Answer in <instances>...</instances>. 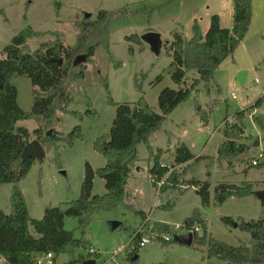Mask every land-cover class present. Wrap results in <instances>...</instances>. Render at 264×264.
I'll return each mask as SVG.
<instances>
[{
	"label": "rangeland",
	"instance_id": "obj_1",
	"mask_svg": "<svg viewBox=\"0 0 264 264\" xmlns=\"http://www.w3.org/2000/svg\"><path fill=\"white\" fill-rule=\"evenodd\" d=\"M231 6V0H0V59L5 58L3 48L25 29L36 34L26 41L31 52L58 39L67 46V37L76 41L80 22L93 21L102 10L115 13L108 24L107 48L101 44L95 48L91 62L85 65L82 81L66 84L71 101L65 110L56 111L58 121L52 128L64 140L47 142L43 147V160H35L28 174L17 184L30 218L39 220L46 207L60 206L64 209L66 203L76 200L85 163L95 172L105 165L106 159L97 151L96 142L108 135L115 116V104L133 106L143 98L154 112L159 113V92L167 87L178 88L168 75L162 81L154 82L171 61L164 49L166 41L162 40V49L156 56L148 46L124 38L131 35L140 38L148 29L162 28L166 33L174 24L162 20L173 13L181 14L180 22L184 27L181 35L185 39L192 37L190 29L194 23L200 25L204 34L212 15H218L220 26L229 29ZM87 14L90 16L85 19ZM130 46L132 53L128 52ZM241 70L247 71L244 84L236 79ZM196 78L197 74L189 71L185 77L186 85H191ZM11 84L17 91L18 106L29 112L35 90L29 78L14 76ZM259 99V108L247 110ZM88 110L93 114H86ZM239 111L245 112L242 124L246 137L240 142L249 148L230 162L218 161L216 152L224 140L223 122L225 119L231 122ZM203 116L206 121H203ZM256 118H260L262 126L255 123ZM17 126L27 129L31 141L35 139L33 132L36 129L44 135L51 131L45 132L40 119L19 121ZM76 126L79 127V136L71 144L65 142ZM256 140L258 145L254 146ZM148 141L153 147H167L181 141L196 157L205 158L197 164L190 162L178 166L176 171L183 174L184 181L208 182V206H202L196 188L180 185L176 191H166L171 194L173 204L168 209L162 208L168 200L164 196H156L155 185L147 177L146 168L151 164L147 146L140 143L137 147L138 161L132 167L125 186L124 204L94 211L83 230L78 228L76 219L66 218L64 229L71 231L75 239L84 241L86 248L68 247L58 255L55 264L74 261L80 256L81 261L95 259L96 264H228L217 258L208 259L205 246H184L173 240L163 244L161 238L138 248L136 260L131 261L130 253L137 242L134 233L139 227L154 232L153 223L164 222L171 229L174 225H183L184 220L196 210L206 226L203 229L195 225L198 236L205 233L215 241L232 246L250 243L249 234L241 231L237 224L240 220L261 218L260 201L254 196L228 197L217 206L214 188L219 183L230 181L231 185L239 187L249 183L255 191L264 189V167H257L264 160V0L251 1V21L244 39L215 70L209 85L198 83L187 100L166 117ZM171 150L163 149L167 154L164 163L168 167H174L169 154ZM136 170L140 171L136 174ZM12 187V184H0V209L5 214L10 213ZM105 192L104 180L96 174L92 195L102 196ZM224 217L232 218L234 224L225 225L221 221ZM111 221L120 222V226L110 230L108 223ZM28 230L33 237H38L32 226L29 225ZM119 248L122 251L113 256ZM40 259L42 263L46 262L43 257Z\"/></svg>",
	"mask_w": 264,
	"mask_h": 264
},
{
	"label": "trees",
	"instance_id": "obj_2",
	"mask_svg": "<svg viewBox=\"0 0 264 264\" xmlns=\"http://www.w3.org/2000/svg\"><path fill=\"white\" fill-rule=\"evenodd\" d=\"M252 0H232V25L229 29L220 26L218 15L210 17L209 27L205 34L197 23L192 26V37L185 39L181 34L172 33V41L165 43L164 49L171 61L167 68L156 76L154 82H160L165 76L178 87L177 89L164 88L157 96L159 113L140 98L136 104H115V116L107 136L100 137L96 142V149L106 163L96 172L88 163H85L79 197L60 206L46 207L41 219L30 218L23 195L17 184L28 174L35 159L22 158L24 146L30 142V134L24 127H18L19 121L27 119H40L46 131L42 134L39 129L33 132L34 138L44 147L47 142L64 140L60 134L53 132V123L58 121L56 111L65 110L71 101L66 84L69 81L79 83L84 78L85 65L91 62L94 50L98 45L107 48L108 24L115 13L105 10L99 11L96 18L79 23V31L74 46H69L61 40L43 44L35 51H29L27 39L36 35L25 29L15 35L10 44L3 48L5 58L0 59V184H12L10 195V213L5 214L0 209V260L1 264H34L35 255L51 254L52 264L59 254L68 247L86 248V243L75 239L71 231L64 229L66 218L77 220L78 228L84 229L91 213L99 209H109L124 204L125 186L130 177L132 167L138 161L137 147L143 143L147 146L148 162L147 177L154 182L160 181L166 174L165 182L161 186L158 196L166 197L167 202L162 206L168 209L173 201L171 194L166 191H176L180 185L196 188L203 207L210 201L208 182L195 179L184 181L183 174H179L172 167L161 166L159 159L163 150H154L149 145V137L157 131L162 122L174 109L187 100L195 90L198 83L205 86L209 82L219 65L230 56L244 39L251 21ZM126 41L143 45L137 35L126 36ZM128 52L132 53L130 46ZM84 56L85 61L74 66L77 56ZM59 59H62L59 64ZM194 71L198 78L191 85H186V75ZM14 76L29 78L35 88L33 104L29 112L22 110L17 104V91L11 84ZM105 89L108 84L105 81ZM261 99L257 100L247 110L259 108ZM86 114H93L88 112ZM245 112L234 114L232 121L225 119L223 124L224 141L217 149V160H228L245 154L249 148L240 142L245 139L242 120ZM203 121L206 118L202 117ZM259 126L263 125L260 118L255 119ZM79 136V127L73 128L65 142L71 144ZM44 149V148H43ZM205 158L195 157L184 143L174 148V166L193 162L199 163ZM256 166V165H255ZM258 168L264 167V160ZM174 168V167H173ZM98 175L104 180L105 194L93 196L92 187L94 176ZM181 187V186H180ZM264 190V189H263ZM255 190L251 184L234 186L220 183L214 188L215 205L220 206L228 197L245 198L254 196ZM182 193V192H180ZM263 216L256 220H240L237 227L250 236V243H240L232 246L215 241L207 237L194 234L193 244L205 246L206 257L217 258L228 264H264V204H261ZM139 215H143L139 212ZM221 221L225 225H233L234 220L224 217ZM32 226L37 238L28 230ZM195 225L205 229L196 210L193 215L186 218L183 226L192 229ZM159 234L170 233L171 229L162 223H154L153 230ZM135 248L130 253L131 261L135 257L140 234L134 233ZM165 244L166 241H163ZM90 251V249H89ZM81 256L74 261L63 264H82Z\"/></svg>",
	"mask_w": 264,
	"mask_h": 264
},
{
	"label": "water",
	"instance_id": "obj_3",
	"mask_svg": "<svg viewBox=\"0 0 264 264\" xmlns=\"http://www.w3.org/2000/svg\"><path fill=\"white\" fill-rule=\"evenodd\" d=\"M90 15H85V19H88ZM66 42L69 46H74L75 44V39L73 37H67ZM140 40L146 44L150 51L154 54V55H159L161 49H162V40H161V36L159 33L156 32H145L144 34H142L140 36ZM84 56H77L74 62V66H76L78 63L80 62H84ZM62 59H59V64H61ZM246 75H247V71L245 70H241L237 73L236 75V79L240 82V84H244L245 80H246ZM48 135L50 134V131L47 133ZM258 145V141L256 140L254 143V146ZM45 156L44 153V149L42 147V145L40 144L39 141H37L36 139L28 142L25 146L24 149L22 151V158L27 159V158H32L35 160H39L42 161L43 158ZM254 196L255 198H257L261 204H264V190H258L254 192ZM108 226L110 228V230H115L116 228H118L120 226V222H116V221H111L108 223ZM236 227V224L234 225ZM173 242L180 244V245H184V246H191L193 244V240H194V235L191 232H186V233H182V234H175L173 235ZM136 256L133 258V261L136 260ZM82 264H96V261L94 259H88L82 262Z\"/></svg>",
	"mask_w": 264,
	"mask_h": 264
},
{
	"label": "built area",
	"instance_id": "obj_4",
	"mask_svg": "<svg viewBox=\"0 0 264 264\" xmlns=\"http://www.w3.org/2000/svg\"><path fill=\"white\" fill-rule=\"evenodd\" d=\"M253 165H256V162H253ZM167 176H168V174H166L160 181H158L156 183L154 182L156 193H157L156 196H158L159 190H160L161 186L163 185V183L165 182V178ZM151 183H152V181H151ZM186 232H191L194 235L198 232V228L194 227L192 229H188V228L184 227L183 225H174L171 227L170 233L159 235L157 232H151V231L144 230L141 227H139L138 230L136 231V234H140V239L138 241V247L144 248L146 245H148L151 242H153L154 240L160 239V238H161V240L168 242V241L173 239V235L182 234V233H186ZM91 251L93 252V250H91ZM121 251H122L121 248H119L118 250H115L113 252V256L118 255ZM40 257H43L46 262L42 263ZM51 258H52L51 254L35 255L33 258V263L34 264H52ZM2 262H3V260H0V264Z\"/></svg>",
	"mask_w": 264,
	"mask_h": 264
},
{
	"label": "crops",
	"instance_id": "obj_5",
	"mask_svg": "<svg viewBox=\"0 0 264 264\" xmlns=\"http://www.w3.org/2000/svg\"><path fill=\"white\" fill-rule=\"evenodd\" d=\"M169 2L170 1H173V0H168ZM231 2H232V0H231ZM230 17H231V25H232V6H231V9H230ZM180 13H179V15L178 14H172V15H170L167 19H163L162 21H164V22H167L168 21V23H170V24H174L173 25V28L172 29H168L169 31H165L166 33H164V31H162V28L160 29V28H158V29H148L146 32H149V31H151V32H156V33H159L160 34V36H161V40H164V41H166L167 43L169 42H171L172 41V33H174V32H177V33H179V34H181V30H183L184 29V27H183V25L181 24V22H180ZM192 19H193V17H192ZM220 19V18H219ZM198 24V23H197ZM198 26H199V28H200V30H201V33L203 34V30H202V28L200 27V25L198 24ZM231 27V26H230ZM191 32H192V26H191ZM167 33H168V35H167ZM205 34V33H204ZM203 34V35H204ZM182 36V35H181ZM183 37V36H182ZM190 39V38H189ZM143 43V42H142ZM143 45H146V44H144L143 43ZM147 46V45H146ZM224 141V140H223ZM222 141V142H223ZM179 143H184V142H181V141H177L176 143H174V144H171V145H169V146H167V147H153V146H151L154 150H157V149H161V150H167L168 148H171L172 150L169 152V154L171 155V161H172V165H174V148L179 144ZM185 144V143H184ZM186 145V144H185ZM187 146V145H186ZM188 147V146H187ZM188 149H189V147H188ZM190 150V149H189ZM190 152H191V150H190ZM192 153V152H191ZM217 153V152H216ZM193 154V153H192ZM165 155H167V154H163L161 157H160V159H159V162H160V164H161V166H169V165H166V163H164V161H165ZM194 155V154H193ZM195 157H196V155H194ZM200 157V156H199ZM186 164H188V163H186ZM184 166H185V164H183ZM183 165H178L179 167L180 166H183ZM177 165L176 166H174V168L172 167L171 169H177V168H179ZM140 169V168H139ZM147 169H148V165H147V168H146V171H147ZM140 171V170H139ZM139 171H135L136 172V174H137V172H139ZM246 172V171H245ZM223 183H229L230 185L231 184H233V183H231L230 181H226V182H223ZM220 184V183H219ZM133 185V184H132ZM130 186V185H129ZM132 188H133V186H132ZM133 192H135V189H133ZM134 194H136V192L134 193ZM255 197V196H254ZM146 218V217H145ZM154 224V223H153ZM162 224H165V225H167L168 227H170V225H168L167 223H164V222H162ZM95 260V259H94Z\"/></svg>",
	"mask_w": 264,
	"mask_h": 264
}]
</instances>
